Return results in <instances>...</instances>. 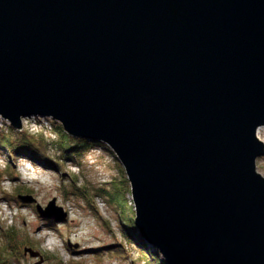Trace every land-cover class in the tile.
<instances>
[{
	"label": "water",
	"instance_id": "obj_1",
	"mask_svg": "<svg viewBox=\"0 0 264 264\" xmlns=\"http://www.w3.org/2000/svg\"><path fill=\"white\" fill-rule=\"evenodd\" d=\"M30 116L113 152L166 264H264V0H0V117Z\"/></svg>",
	"mask_w": 264,
	"mask_h": 264
},
{
	"label": "rangeland",
	"instance_id": "obj_2",
	"mask_svg": "<svg viewBox=\"0 0 264 264\" xmlns=\"http://www.w3.org/2000/svg\"><path fill=\"white\" fill-rule=\"evenodd\" d=\"M46 118L26 117L20 131L43 133L48 141H55L56 136L50 133L54 121ZM9 127L0 117V138L10 135L19 139L20 131ZM257 137L264 140V126ZM50 148V154L59 157L56 148ZM112 154L104 146H95L84 155L80 166L66 162L61 173L22 155L12 158L6 147H0V264H150L122 233L120 221L134 217L130 195L124 194L127 205H119L117 213L103 193V189L113 190V181L124 180ZM256 170L264 177V157L257 159ZM52 200L67 214L64 220L38 214L36 206L44 209ZM114 241L127 246L131 252L128 259L111 256L107 246ZM94 248L100 251L96 253Z\"/></svg>",
	"mask_w": 264,
	"mask_h": 264
},
{
	"label": "trees",
	"instance_id": "obj_3",
	"mask_svg": "<svg viewBox=\"0 0 264 264\" xmlns=\"http://www.w3.org/2000/svg\"><path fill=\"white\" fill-rule=\"evenodd\" d=\"M11 131H14L12 127H9ZM19 139H14L10 135H4L0 138V147H6L10 151L12 158L22 155L31 160L32 163L43 164L51 169H55L57 172L64 173L66 162H70L72 166H80L81 160L87 152L95 146H104L107 151H112L107 148V146L101 142L93 141L90 139L74 138L67 135L61 125L57 122L51 123L50 133L56 136L55 141H48L43 133H38L32 135L31 133L20 131ZM50 147L56 148L59 152V157H54L50 154ZM114 156V154H112ZM115 157V156H114ZM119 167L122 171L124 180L119 183L112 182V191L104 190L103 193H107L109 197V203L112 205L113 209L117 212L119 210V205H127L126 195H130V187L126 179V174L120 163ZM82 197L89 201L88 196L80 188H77ZM131 212L134 214L133 209L130 208ZM118 213V212H117ZM45 221H49L46 220ZM122 225V233L125 240L131 247H135L136 251L141 254L147 262L150 264H166L159 252L150 247V245L145 241L143 236L137 231L134 224V217H128L125 221H120ZM12 238V237H11ZM111 256L120 257L122 259H128L131 256V252L125 244L119 241H114L110 246ZM96 250L98 253L99 249ZM112 250V251H111ZM65 264V263H64Z\"/></svg>",
	"mask_w": 264,
	"mask_h": 264
},
{
	"label": "bare ground",
	"instance_id": "obj_4",
	"mask_svg": "<svg viewBox=\"0 0 264 264\" xmlns=\"http://www.w3.org/2000/svg\"><path fill=\"white\" fill-rule=\"evenodd\" d=\"M30 117H31V116H30ZM39 117H40V116H39ZM260 129H261V128H260ZM260 129L258 130V134H259V132H260ZM261 141L264 143V140L261 139ZM44 220H45V219H44ZM46 220H47V219H46ZM49 221H50V220H49ZM49 243H50V244H53L54 242H53V240H49Z\"/></svg>",
	"mask_w": 264,
	"mask_h": 264
},
{
	"label": "built area",
	"instance_id": "obj_5",
	"mask_svg": "<svg viewBox=\"0 0 264 264\" xmlns=\"http://www.w3.org/2000/svg\"><path fill=\"white\" fill-rule=\"evenodd\" d=\"M36 117H38V116H31V117H28V118H36ZM38 118H39V117H38ZM25 119H26V118H23L22 121L25 120ZM45 120H46V121H50L49 118H46ZM23 127H24V126H23Z\"/></svg>",
	"mask_w": 264,
	"mask_h": 264
}]
</instances>
